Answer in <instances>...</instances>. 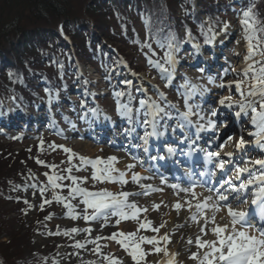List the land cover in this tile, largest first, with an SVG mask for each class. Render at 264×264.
I'll return each instance as SVG.
<instances>
[{
  "label": "snow or ice",
  "instance_id": "obj_1",
  "mask_svg": "<svg viewBox=\"0 0 264 264\" xmlns=\"http://www.w3.org/2000/svg\"><path fill=\"white\" fill-rule=\"evenodd\" d=\"M239 15L243 39L246 42L245 67L239 73L234 68L226 69L224 75L226 76L230 72L241 78L229 81L226 84L224 83L223 76H221V82L218 85L214 78H208L209 84H213L220 89L227 88L229 90L228 95L219 97L216 108L210 109V114L208 115L203 113L201 104H192L190 100L197 96L203 98L206 93L210 92V89L205 85L192 83L186 76L183 78V83L179 86L184 90L182 93L184 111H180L175 104L168 103L162 106L158 101L151 98L141 99L139 101L140 107L136 109V123H140L139 114L143 110L145 118L142 121V127L145 130L140 140L145 146V151H147L146 146L151 137L160 138L167 134L169 125L166 121L173 119H176L178 122L172 127V133L174 135L177 129L181 131L184 137L181 142L189 144V152L187 154L191 155L193 152L203 151L196 146V140L200 139V134L206 130H215L217 128V121L213 117L218 115L219 108L232 109L235 107L238 108V111H235L234 115L237 118H245L247 123L252 126V131L248 132V136L252 140L248 141L243 135H240L234 141L233 136H227L226 139L217 145L219 150L204 152V159L207 163L213 164L216 170H224L228 165L233 164L231 158L234 153L232 151H224L233 141L234 147L238 151L243 150L251 142L264 152V38H262L264 37V25L257 19L254 5H249ZM229 27V21L221 22L219 32L215 30V27L211 23L207 29L201 25L200 35L203 37V45H213L219 35L227 33ZM60 31L63 32V25L60 26ZM185 36L186 39H178L175 35L169 34L163 41L157 40L159 47L165 49L163 56L156 60L148 57V63L158 69L161 73V78L165 79L166 87L171 86L176 75V66L179 62L176 54L180 51L181 46L191 41L197 53L201 50V44L193 36L190 29H186ZM146 46L151 51L152 56L157 55L152 49L151 43H148ZM120 62L124 63V61ZM201 71L203 70L201 69ZM133 75H136V73H133ZM124 83L128 85L132 82L125 80ZM233 89L238 94L239 99H233ZM45 91L47 92L48 90L45 89ZM138 91L145 90L138 89ZM114 95L121 97L124 93L115 92ZM158 95L162 99L167 100L165 94L159 92V90ZM168 109L175 110V115L173 111ZM116 111L119 116L126 117L129 124L134 122L132 116L133 109L128 104H121L117 100ZM92 112L93 115H96L95 109ZM193 117H196L195 121L192 119ZM105 118L110 119V117ZM72 127L75 128V125H72ZM149 128L151 131L148 130ZM185 128L195 129L194 135L196 140H191L190 137L184 134ZM132 130L134 131L135 129ZM44 144L45 141L41 138L37 146L38 151H44ZM48 147L53 151L57 149L62 150L67 155L69 166L59 169L58 165L47 164L46 161L36 157L38 165L46 166L50 169V172L43 173L46 177V183L25 184L23 185V189L25 191L32 189L33 196L37 193L40 195L42 199L39 209L43 211L46 205H51L53 202L61 203L67 209L66 215L71 219L82 218L86 222L102 220L103 223L100 224L101 228L108 227L110 218H115L117 231L112 232L107 237L98 235L85 242L76 240L73 245L75 248L84 249L87 243H91L94 245L92 249L93 253L102 258L105 264H123V261L119 257L102 251V247H107V245H101L99 242L107 239L118 244L131 258L133 264H147V257L149 255L160 256L161 254L162 258L154 261L153 264H177L176 257L179 253L170 252L168 248V245L171 243V236L168 232L159 235L161 229L165 227L166 222L160 223L159 226H153L151 220L147 218L141 219V213H147L148 209L139 206L134 200L129 199L132 196H147L151 192L163 191V189L156 188L151 184L141 183L142 180L152 179V177H145L143 174L136 172L134 170L136 168L135 164H127L125 170L117 168L115 166L119 162V157L117 156L88 157L77 153L66 145H57L55 142L50 143ZM27 151L31 152V148L27 149ZM176 151L177 149L174 147L169 146L167 148L169 154H174ZM150 158L155 160L163 159L164 157L153 156ZM74 159H77L79 163L74 164ZM242 163L243 166H241L240 162H235L232 169V177L224 180L218 187L214 184H209V179L216 176V171L200 172L199 176L202 178L201 180L193 179L194 174L189 173L190 178L187 187H183L180 183L169 185L171 189L175 190L177 195L183 193L186 197L183 202L180 200L174 202L172 205L174 210L178 213L182 209L188 211V219L198 227L199 234L196 235L194 241L197 251L191 252L188 256V259L195 261L196 264H264V159L243 160ZM88 166L91 167L90 177L73 175L74 170H85ZM129 170H131L130 180L128 178ZM245 173L247 174V178L242 179V174ZM89 179L94 183L101 184L119 183L122 190L114 192L106 188L89 189L83 186ZM233 180L239 181V183L236 184ZM64 181H70V183L65 184ZM130 181L136 184L141 191L123 190V186L128 185ZM161 183H167L164 177H161ZM206 185H208L206 188V191L209 193L208 195L196 191L197 187L205 188ZM250 186H257L252 191L253 199L251 203L253 205L259 203L261 206L260 215L262 223L259 227L249 223L248 212L233 207V202L237 204L247 203V200L243 199V196L247 195V190ZM20 187L21 185H14L13 191H16ZM63 189H67V196L61 194V190ZM49 191H51V199L45 196ZM16 199L19 201L21 198L16 197ZM76 199H79L80 203L84 206L83 214L75 211V205L71 201ZM23 203L28 209L36 207L27 199H24ZM160 206V204H153L155 210H158ZM22 211L26 210L22 209ZM224 211L227 212L228 222L222 223L218 220V214ZM44 219L50 220L52 219V215H47ZM220 219L222 220L223 217ZM129 220L137 222L136 230L129 232L119 230L121 222ZM141 230L151 231L156 233V235H138ZM92 231L91 227L82 229L72 227L65 229L63 235L69 236L72 233L78 232L91 234ZM209 234L214 238H203ZM49 235H60V233H49ZM187 243L189 245L193 243L191 237L188 238ZM144 245H150L151 248L146 251L143 247ZM53 264H59V262L54 260ZM87 264H97V261H88Z\"/></svg>",
  "mask_w": 264,
  "mask_h": 264
},
{
  "label": "trees",
  "instance_id": "obj_2",
  "mask_svg": "<svg viewBox=\"0 0 264 264\" xmlns=\"http://www.w3.org/2000/svg\"><path fill=\"white\" fill-rule=\"evenodd\" d=\"M249 5H254L257 19L264 25V0H4L0 6V114L17 105L27 108L45 97V89H61L77 75L78 61L93 65L111 63L116 55L107 43H113L132 65H138L135 52L143 54L148 43L163 54L165 49L159 47L157 40L163 41L169 34L186 39V29L203 43L202 15L206 14L217 27L231 9L243 10ZM48 154L40 152L36 157L64 169L63 159L58 161ZM36 157L35 165L46 181L43 173L50 169L38 165ZM9 166L0 169L2 187L17 183L19 177L13 175L14 171L20 172L17 176L24 172L13 169V162ZM16 197H3L0 193L4 204L13 201V211L22 212L25 204ZM4 204H0V230H10L15 221L2 209ZM30 234L26 233L29 237ZM7 235L10 238L0 242L2 264H44L47 252L32 256L23 252L25 234L12 231Z\"/></svg>",
  "mask_w": 264,
  "mask_h": 264
},
{
  "label": "rangeland",
  "instance_id": "obj_3",
  "mask_svg": "<svg viewBox=\"0 0 264 264\" xmlns=\"http://www.w3.org/2000/svg\"><path fill=\"white\" fill-rule=\"evenodd\" d=\"M3 3L4 0H0V6ZM240 13L241 12H237L236 14L231 13L230 15H228L226 21L230 22V27L227 33L226 34L222 33L221 35H219L216 41L214 42L215 46L209 49L211 53L216 52L217 55L218 54L220 55L219 57L220 63L224 62L222 63V65H224L222 67L223 70L234 68L237 73H239L245 67L244 56L247 54L246 42L243 39V31L239 23ZM217 32H219V30H217ZM229 39L231 40L230 42H228ZM227 42L228 44H226ZM205 50L206 48H201L200 52L197 53L193 47H186L181 52H179L177 55V59L179 62L176 66V70H179L178 74L183 75V72L186 71L187 73L186 77L192 83L198 85H208L207 82L209 77H212L215 80L218 79L219 82L220 81L219 80L220 76L218 75L219 73H215V74H210L209 72L204 73L203 71H201L202 68L201 69L198 68L196 70L195 67L192 66L194 61H197V59L194 60V58L197 57L196 54H199L198 57L199 56L204 57L203 54ZM137 57H140L137 58V61L139 62L140 65H142L141 68L143 70L140 73V78H136V81L134 83L123 86L122 91H120L117 88L119 86L118 84L119 81H116V78H113L116 75L111 73L104 74L103 72L97 73V71L92 66L81 67L80 69L81 77L80 79H78V82H80L81 79H84V77H86L87 85L89 87L91 85L92 87L91 90L88 89L84 90L85 91L84 97L80 93H69L68 90H64V92L59 93V95H57L54 99L50 100L49 102L45 103V105H41L44 106L45 108L44 113H47L49 117L50 120V122L48 123L49 125L39 126V129L37 130H33L32 128H30V125H27L25 123L24 124L21 123L22 125L18 123V126L12 129L2 128L0 126V169L1 170L2 168L5 170L9 169L10 167L9 165L12 164L13 162L15 164L13 169L24 170L23 174H20V176H17L20 172L14 173L15 172L14 171L13 175L19 177V180L17 181V183L10 182V184L4 185L3 186L4 188L0 186V193L3 194V197L9 196L10 194L20 197L22 203L24 199H27L31 204L36 206L34 208L28 209L27 206L25 205L24 209L26 211L14 212L13 208L15 207V204L13 203V201H8V202L5 201L6 204H4V200L1 199L2 198L1 197L0 204H4V207H2V209L6 210V213L9 214V218H13L15 222L12 223V228L10 230L1 228L0 242L7 241L10 238V236H8L7 233L11 234L12 231H16L18 233L20 232L21 235L25 234V236L27 237L22 247V250L25 253V255L32 256L34 254L47 252V257H46L47 259H45L44 264H53L54 260L58 261L59 264H87L88 261H97V264H105L102 258L98 257L93 253L92 251V249L94 248L93 244L87 243L86 248L84 249H77L73 246L76 240H80L82 242V237H79V235L81 236L85 232L72 233L69 236L63 235V231L65 229H70L72 227H77L81 229L91 227L93 229L91 233L96 234L95 231L96 225L102 220L87 221V222L84 221L82 218L73 220L66 215L67 209H65L61 203H56V202H53L51 205H46L45 209L41 211L39 209V204L42 199L40 195L37 193L35 196H33L32 194L33 190L28 189L27 191H25L23 189V185L31 184V183H37V184L46 183V181H44L41 175L39 174L41 170L39 169L38 166L35 165V162L33 160L37 156L36 154L40 153V151H38L37 146L41 138L45 141L44 145H47L45 148L50 153L48 154V156L49 157L52 156L58 159V161L59 160L62 161L63 159L64 160L63 162L65 163L64 168H67L69 166L67 163V155L62 150L59 149L55 151L51 150L48 147L50 143L55 142V144L57 145H66L67 147L74 149L77 153L81 155L93 157V158L96 156L103 157L106 151L109 152L112 151L114 155L116 154V155L124 156L119 151L112 150L111 147L106 144L102 145L100 143H95L94 141L92 142L86 137L85 138L81 137L79 132L86 131L85 128H87L86 125L87 121L83 120V117L80 115V112L84 109L85 111L88 112L89 116L91 115V119L93 118L94 120V117L97 116L98 121H102V123L105 120L114 121V119L121 117L116 111L117 100H119L121 104H128L133 109V113H135L134 117L137 118L136 109H138L140 105H139V101L136 100V93L137 95L144 96V94H142L143 91H138V89H143L146 91V89L149 87L150 89L153 90V93L155 92L154 93L155 95H158V90L160 88L166 94L167 93V89L165 87L166 81L165 79L161 78L160 71L148 63L147 57L145 56L143 57L137 56ZM156 59H160V57H158L157 55L155 56V58H153V60ZM121 74L123 76V72L122 73L118 72L117 76ZM227 76L228 77L224 79V83L226 84L229 81H233L241 78L239 76L231 74L230 72ZM121 81L123 84L125 80L122 79ZM156 82L158 83V87H153L152 85H154ZM182 83L183 80H181V84ZM72 87H76V86H72ZM116 89L118 90V92H123L124 95L121 97H116L114 95ZM159 92L161 91L159 90ZM228 94H229V90L227 88H225L224 90H222V92H220V96L228 95ZM232 95L234 100L239 99V96L234 92V89ZM94 96L96 97L100 96L99 98L100 101L103 100L102 106L94 102ZM219 97H217L215 106H217V101ZM172 98L173 100H175V103H180V101H183V99L182 98L180 99L178 95L177 96L175 95ZM38 107H40V105H38ZM93 109L96 110V115H93L92 112ZM232 111L233 112L238 111V108L234 107L232 108ZM15 116H16L15 114L12 115V118H14ZM101 117H110V119H106V118L101 119ZM141 117H143V110H141L139 114V118ZM121 118L124 119L125 117H121ZM59 121L60 124H58ZM72 125H75V128H73ZM244 125L246 129L241 135H243L245 139L249 141L248 132L252 131V126L247 125V122H244ZM48 127L49 128L52 127L53 129H58L61 133L57 134L55 133L56 131L54 130L47 131ZM14 137L16 138L14 139ZM233 145L234 143L231 146ZM29 148H31V152L27 151V149ZM46 150L44 149L43 152H47ZM20 156L26 157L27 161H23L22 157ZM31 158L33 162L30 160ZM73 163L78 164L79 161L77 159H74ZM135 169L136 172L139 173L142 172L141 170L142 168L140 169L139 166ZM29 170H31L30 174L27 172ZM73 175H77L81 177L83 176L90 177L91 167L88 166L87 169L81 171L74 170ZM68 183H70V181H68ZM14 185H21V187L16 191H13ZM83 186L93 190L100 188H106L114 192L122 190L121 185L119 183L101 184V183H94L91 179H89L85 184H83ZM61 194L67 196L68 195L67 189H63ZM45 196L46 198L51 199L52 198L51 191L47 192ZM138 197H140V195ZM170 198L173 200V202L177 200L183 202L185 199L183 198V196L181 197L172 196ZM71 202L75 205V211L80 214H83L84 206L80 203L79 199L72 200ZM157 213L160 216V211H158ZM50 214L52 215V219L45 220L44 217ZM158 214L156 215L157 217ZM145 218H147V213H141V219H145ZM136 228H137L136 221H130V220L122 221L121 224L119 225V230L125 232L135 231ZM101 230L104 232L99 233L98 235L104 237H107L112 232L117 231V228L115 227V218L111 217L109 220V226L106 228H101ZM28 231L31 232L30 237L26 235ZM55 232H59L60 235H49V233H55ZM98 235L97 234L91 235V237L95 238ZM138 235L151 236V235H156V233H153L151 231L141 230L138 233ZM159 235H161V233H159ZM208 236L205 237V239H208ZM99 243L101 245H107V247H102V251L104 253L114 254L123 261V264H133L131 258L115 242L105 239L100 241ZM143 247L145 248L146 251H148L151 248L150 245H144ZM175 249L177 251L174 252L179 253V255L180 256L182 255L183 257L182 260L176 257L177 264H196L195 261H192L190 259L186 260L184 258L185 256L190 255L191 253L190 251L185 252L184 251L185 249H180L178 247L177 248L175 247ZM161 258H162V254L160 256L149 255L147 257V264H153L154 261Z\"/></svg>",
  "mask_w": 264,
  "mask_h": 264
},
{
  "label": "bare ground",
  "instance_id": "obj_4",
  "mask_svg": "<svg viewBox=\"0 0 264 264\" xmlns=\"http://www.w3.org/2000/svg\"><path fill=\"white\" fill-rule=\"evenodd\" d=\"M207 86L208 88L214 89V85L213 84H209L207 82ZM69 93H73L72 90L69 91ZM81 94H83V92H81ZM84 95V94H83ZM205 96H208L207 94H205ZM44 111L41 110L40 113ZM44 116L45 113L43 114ZM35 116V115H34ZM118 122V121H117ZM90 150V149H89ZM107 156H117L119 157V162L116 163V167L120 168L121 170H125V166L127 164H131L130 162H128L124 156L121 155H114L112 151H106L105 154L103 155V157H107ZM136 171V169H134ZM131 177V170L128 171V178L130 180ZM149 177V176H147ZM142 184H146V182L144 180L141 181ZM156 188H160L163 187L164 190L160 193V194H150V195H142L139 198H133L131 200H134L139 206L141 207H146L148 209L147 211V219L151 220L153 222V226H159L160 223L162 222H166L165 223V227L161 229V235L164 234L165 232H168L169 235L171 236V243L168 245L169 251H177L175 249V247L180 248V249H185V252H193V251H197V248L194 246L195 243V237L197 234H199V230L198 227L196 226V224H194L190 219H188L189 217V213L186 210H181L179 213L174 210V208L172 207V205L174 204L173 200L170 198L172 197V195H175V191L172 190L171 188H168L165 184L161 183V180L157 181L156 184H151ZM123 190L125 191H141V189L134 183H130L126 186H123ZM198 192V191H197ZM200 193V192H198ZM177 196V194H176ZM179 196H181L179 194ZM185 197V196H184ZM186 198V197H185ZM153 204H160V208L158 210H155L153 208ZM163 210V211H162ZM158 211H160V216L157 213ZM158 214V217L156 216ZM223 217V219L221 220L220 218ZM218 220H220V222H228V217L226 214H224L223 212L218 214ZM103 223V221H100L99 223H97L95 231L96 234L98 235L99 233H103L104 231L101 230L100 224ZM182 226V227H181ZM94 231V232H95ZM172 233V234H171ZM94 233H91V235H96ZM91 235L89 233H84L83 235H79V237H82V242H85L88 239H91L93 237H91ZM191 237L193 240V243L191 245H189L187 243L188 238ZM207 237V236H205ZM211 237V238H210ZM212 239L214 237L211 236V234H209L208 239ZM194 246V247H193ZM179 259L182 260V255H178L177 256ZM77 258V257H75ZM186 260H188V255L184 257ZM184 260V259H183Z\"/></svg>",
  "mask_w": 264,
  "mask_h": 264
}]
</instances>
